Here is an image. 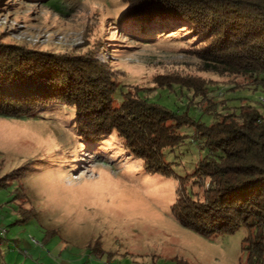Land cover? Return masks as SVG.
Returning a JSON list of instances; mask_svg holds the SVG:
<instances>
[{
    "label": "rangeland",
    "instance_id": "374dc122",
    "mask_svg": "<svg viewBox=\"0 0 264 264\" xmlns=\"http://www.w3.org/2000/svg\"><path fill=\"white\" fill-rule=\"evenodd\" d=\"M132 4L0 0V36L107 65L115 107L124 92L145 87L140 94L149 101L198 122L238 113L240 105L264 113V87L254 89L252 77L207 69L201 38L186 27L139 24L126 13ZM73 113L55 103L0 114V264H264L243 248L254 235L246 226L207 236L173 215L177 190L202 198L207 185L192 174L207 152L193 124L180 125L183 142L163 151L174 171L166 175L147 172L117 133L85 139Z\"/></svg>",
    "mask_w": 264,
    "mask_h": 264
},
{
    "label": "trees",
    "instance_id": "16d2710c",
    "mask_svg": "<svg viewBox=\"0 0 264 264\" xmlns=\"http://www.w3.org/2000/svg\"><path fill=\"white\" fill-rule=\"evenodd\" d=\"M131 1L126 13L139 24L186 27L190 36L201 38L207 69L248 75L254 89L264 87V0ZM174 84L206 96L195 84ZM144 88L134 95L124 92L115 107L116 86L107 65L87 53L38 49L0 36L1 115L29 114L55 103L68 106L85 139L117 133L143 160L147 172L166 175L174 171L163 151L183 142L185 134L177 132L180 125L193 124L194 136L207 152L192 174L207 185L202 198H194L191 189L177 190L173 215L207 236L246 226L254 235L245 237L243 248L264 261V113L240 105L238 113L198 122L187 112L149 101L140 94ZM203 110L210 112L209 106Z\"/></svg>",
    "mask_w": 264,
    "mask_h": 264
}]
</instances>
